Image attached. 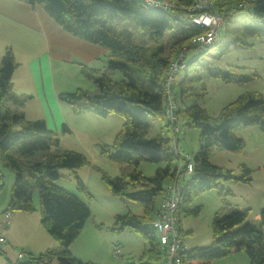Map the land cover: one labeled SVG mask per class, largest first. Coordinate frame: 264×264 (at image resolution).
<instances>
[{"label": "trees", "instance_id": "trees-1", "mask_svg": "<svg viewBox=\"0 0 264 264\" xmlns=\"http://www.w3.org/2000/svg\"><path fill=\"white\" fill-rule=\"evenodd\" d=\"M39 3L47 15L65 32L108 50L104 69L81 65L80 72L91 80L94 90L76 88L58 93L74 114L91 113L100 117L117 114L123 122L111 143L97 144L101 154L119 161L123 167L119 175H102L113 196L134 201L141 214L127 211L115 214L109 229L119 234L125 230L137 232L146 247L138 256L140 264L159 260L156 241L149 227V217L158 206L163 185L175 174V156L170 149L171 130L163 123L159 132L149 136L152 120H162L166 110L165 71L175 54L187 46L191 37L203 28L184 20L192 0H173L175 6L165 11L152 8L141 0H25ZM222 14L244 9L255 24L242 23L240 36L234 40L244 44L243 38L264 40V0H213ZM227 31V30H226ZM169 36L171 42L165 40ZM234 36V35H233ZM205 48L201 53L212 49ZM192 59L190 66L198 63ZM17 62L10 48L0 59V165L13 173V183L3 210L33 211L32 195L38 193L40 223L55 240L45 252L37 256L26 254L21 264H96L71 256L68 247L78 236L90 211L78 195L59 187L55 180L58 170L71 171L80 167L87 156L80 151L63 149L56 131L49 129L42 119L28 120L21 108L31 96L16 94L11 77ZM122 74L113 80L112 71ZM213 74L224 81L248 83L258 79L255 72L244 73L240 68L215 69ZM193 79L185 75L175 82L178 107L175 111L184 126L198 129L197 150L191 161L193 171L181 192L182 204L201 192L216 189L223 205L232 195L221 186L225 180L250 181L251 170L242 165L243 174L209 162L213 148L239 152L243 140L235 135L242 128L258 126L264 129V95L255 90L243 91L225 104L216 117L196 103L185 105L193 95ZM63 130L68 131L65 126ZM141 161L163 162L153 175L146 176L139 169ZM0 172V189L3 186ZM77 188L86 198L92 196L76 178ZM216 211L211 222L212 239L209 245L186 249L187 264H206L230 253L243 251L249 264H264V205L256 214L258 224L247 222L248 209L234 207ZM185 209V208H183ZM199 208L185 210L196 214ZM179 231L182 237V230ZM182 241L184 242L183 238ZM145 260V261H143Z\"/></svg>", "mask_w": 264, "mask_h": 264}, {"label": "rangeland", "instance_id": "rangeland-1", "mask_svg": "<svg viewBox=\"0 0 264 264\" xmlns=\"http://www.w3.org/2000/svg\"><path fill=\"white\" fill-rule=\"evenodd\" d=\"M246 22L255 24L254 20L244 9L235 10L228 15L226 23L220 28L216 44L212 49L201 53L196 48H187L186 56L184 57L185 66L179 69L175 75L176 83L181 81L185 75L193 79L191 89L193 95L186 99V106L196 103L203 107L209 116L216 117L225 104L234 100L243 91H264V41L249 37L243 38L244 44H239L234 40L240 36L241 24ZM165 40L169 41V43L171 42L168 35L165 37ZM196 57H199L198 63L193 64L187 70L186 63L188 64ZM235 67L240 68L244 73H257L258 79L248 83H237L234 81H224L213 74L215 69ZM110 77L117 81L122 78V74L115 70L112 71ZM86 116L81 114L71 117L66 116L65 120L70 132L63 130V126H60L56 131L58 139L62 140L65 147L79 151L82 144H79L78 140H82V143H85L87 151L84 150V152L81 149L80 152H83L87 156V160L80 167L74 169V171L60 168L58 170L59 178L55 180V184L78 195L85 201L91 209V214L87 218L86 224L103 221L105 218L104 215L102 216V212L106 207L120 214L127 211L141 214L142 208L139 204L124 197L111 195L108 193V188L102 180L103 174L110 177L119 175L123 167L122 163L101 154L98 146H91L85 142L86 140H90L88 131H98L99 133L105 131L108 133L105 140H112L121 128L122 117L114 113L109 115L111 117L108 118L99 116V119L91 120L95 121L94 124L89 119H85ZM166 121V118L152 120L148 135L152 136L158 133L161 125L166 123ZM178 125L180 128L178 147L183 154L186 153L193 156L197 150L199 131L195 127L184 126L181 119H178ZM235 135L243 140L242 149L239 152H233L221 148H213L209 155V162L231 170L234 176L243 174L242 165H245L251 170V179L249 182L225 180L221 183V186L232 194L225 196V199L229 203L228 205H223L216 189L201 192L193 196L185 204H182L179 210V222L182 238L187 249L210 244L213 215L224 206L225 211L230 207L248 209L247 222L254 224H258L259 222V219L255 215L264 205V129H260L258 126L242 128L235 131ZM172 137L171 133L170 140H172ZM177 160L178 158L175 157V162ZM162 166L163 162L151 163L141 161L138 164V169L144 175L151 176L157 168ZM0 171L3 176V186L0 189L1 212L5 208L9 198L13 183V173L1 165ZM76 178L82 182L87 192L92 195L91 199L84 197L83 192L77 188ZM188 178L189 176L184 177L183 184H186ZM157 202H159V199ZM32 204L34 207L33 211H12V218L15 214H23L22 221L27 227V238L38 242L40 238L37 235L38 233L34 232L38 231L46 234V236L49 235L41 228L37 191L32 195ZM194 208H199L196 214H186L185 210H192ZM148 220H150V217ZM102 228L98 231L84 229L73 244L72 248L74 251L79 252L82 256L87 255V257H91L92 261L99 264H124L125 260L123 258H130L136 262L140 261L137 255L141 252L145 243L137 232L125 230L119 234H115L109 227L106 228L105 225ZM12 233L17 239L18 235L16 233L20 232H17L14 227ZM52 242L53 245L56 244L55 241ZM114 246L121 248L120 256L114 254ZM129 246L131 252H128ZM18 250L22 251L18 247L10 251L12 259H16ZM25 260H27L26 254L23 262ZM5 262L4 257L1 255L0 263L4 264ZM50 262L55 264V261ZM161 263L162 261L158 260L151 264ZM206 264H249V260L243 251H237Z\"/></svg>", "mask_w": 264, "mask_h": 264}, {"label": "crops", "instance_id": "crops-1", "mask_svg": "<svg viewBox=\"0 0 264 264\" xmlns=\"http://www.w3.org/2000/svg\"><path fill=\"white\" fill-rule=\"evenodd\" d=\"M7 48L11 49L17 62L11 77L13 91L16 94L31 96L30 100L21 108L25 117L28 120L42 119L46 126L54 131H57L60 126H65L68 130L67 132H70L65 119L66 116L71 117L76 116V114L71 111L67 103L58 98V93L73 91L76 88L94 90L91 80L81 74L80 66L88 65L103 70L108 50L65 32L47 15L39 3L30 4L25 0H0V57ZM259 92L264 95V91L260 90ZM81 115H87L85 119L90 121L99 119V116L91 113H82ZM109 115L105 118L111 117ZM91 122L94 123L95 121ZM88 135L90 140L85 142L91 146H97L99 142L109 144L112 141L105 140L106 136H108L105 131L100 133L98 131H88ZM78 143L82 144L79 151L81 149L87 151L82 140H78ZM59 145L63 149L76 150L65 147L62 140H59ZM83 195L85 197L84 193ZM104 209L102 216L104 215L105 219L99 223L91 222L86 224L87 221H85L78 236L70 243L68 250L72 257L81 261L96 263L92 261L91 257L82 256L79 252L74 251L72 247L84 229L98 231L103 229L104 225L108 228L113 221L114 215L120 214L117 211L109 210L107 207ZM89 211L91 214L90 208ZM255 217L258 218L256 215ZM22 218L23 214H15L13 218L11 216L5 235V243L1 246L0 256L4 257L6 261L4 264L23 263V259L17 262L16 259L11 258L10 251L14 248L18 247L25 254L37 256L45 252L53 245L52 241H55L45 231L43 226L41 228L49 236L36 231L34 233H38L40 241L29 240L27 238V227L23 223ZM14 227L17 232H20L16 233L19 237H17L18 240L12 233ZM145 248H147L146 243L137 256ZM130 250L129 246L128 252H131ZM50 261L55 260L52 259Z\"/></svg>", "mask_w": 264, "mask_h": 264}, {"label": "built area", "instance_id": "built-area-1", "mask_svg": "<svg viewBox=\"0 0 264 264\" xmlns=\"http://www.w3.org/2000/svg\"><path fill=\"white\" fill-rule=\"evenodd\" d=\"M152 8H160L168 11L175 6L173 0H141ZM184 20L192 25L202 27L201 33L191 37L187 46L179 50L174 58L169 62L165 71V92H166V123L172 133L170 149L176 161L175 174L163 185L162 193L159 197L158 206L154 209L149 220V229L155 238L156 246L159 251L161 264H187L184 255L186 246L182 241L179 231V203L183 190V180L185 176H190L193 171L191 156L182 153L178 147V134L180 128L178 117L175 113L178 107L177 89L175 88V75L177 71L185 66L184 57L187 48L192 47L202 52L205 48L216 42L220 33V28L224 25L222 14L215 8L213 0H192L188 6ZM12 211L2 210L0 212V253L1 246L5 243V235L11 220ZM114 254L119 255L121 248L114 246ZM120 256V255H119ZM25 257L23 251H18L17 262ZM124 264H140L130 258L124 259ZM138 261V260H137ZM13 264V263H8Z\"/></svg>", "mask_w": 264, "mask_h": 264}, {"label": "clouds", "instance_id": "clouds-1", "mask_svg": "<svg viewBox=\"0 0 264 264\" xmlns=\"http://www.w3.org/2000/svg\"><path fill=\"white\" fill-rule=\"evenodd\" d=\"M191 156V155H190Z\"/></svg>", "mask_w": 264, "mask_h": 264}]
</instances>
